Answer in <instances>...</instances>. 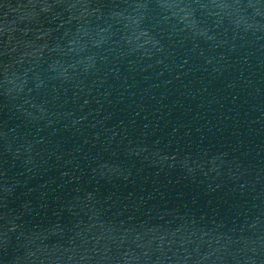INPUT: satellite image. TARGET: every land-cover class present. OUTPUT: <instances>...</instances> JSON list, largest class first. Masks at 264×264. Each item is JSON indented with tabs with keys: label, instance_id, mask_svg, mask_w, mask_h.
<instances>
[{
	"label": "water",
	"instance_id": "1",
	"mask_svg": "<svg viewBox=\"0 0 264 264\" xmlns=\"http://www.w3.org/2000/svg\"><path fill=\"white\" fill-rule=\"evenodd\" d=\"M0 264H264V0H0Z\"/></svg>",
	"mask_w": 264,
	"mask_h": 264
}]
</instances>
